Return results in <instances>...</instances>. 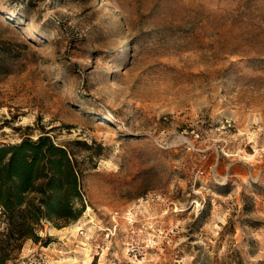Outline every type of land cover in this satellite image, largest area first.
<instances>
[{"label": "rangeland", "instance_id": "obj_1", "mask_svg": "<svg viewBox=\"0 0 264 264\" xmlns=\"http://www.w3.org/2000/svg\"><path fill=\"white\" fill-rule=\"evenodd\" d=\"M41 134L83 210L0 216L8 263L264 264V0H0V145Z\"/></svg>", "mask_w": 264, "mask_h": 264}, {"label": "trees", "instance_id": "obj_2", "mask_svg": "<svg viewBox=\"0 0 264 264\" xmlns=\"http://www.w3.org/2000/svg\"><path fill=\"white\" fill-rule=\"evenodd\" d=\"M80 179L71 153L48 135L1 144L0 216L6 235L16 234L14 240L19 242L35 241L40 220L60 225L76 219L83 210ZM0 253L4 254L2 248ZM7 261L0 257V264H13Z\"/></svg>", "mask_w": 264, "mask_h": 264}]
</instances>
